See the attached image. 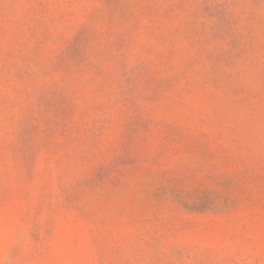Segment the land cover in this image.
<instances>
[{
    "label": "rangeland",
    "instance_id": "1",
    "mask_svg": "<svg viewBox=\"0 0 264 264\" xmlns=\"http://www.w3.org/2000/svg\"><path fill=\"white\" fill-rule=\"evenodd\" d=\"M0 264H264V0H0Z\"/></svg>",
    "mask_w": 264,
    "mask_h": 264
}]
</instances>
